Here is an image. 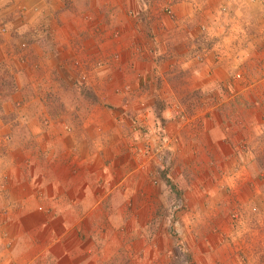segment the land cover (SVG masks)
<instances>
[{
  "label": "crops",
  "instance_id": "obj_1",
  "mask_svg": "<svg viewBox=\"0 0 264 264\" xmlns=\"http://www.w3.org/2000/svg\"><path fill=\"white\" fill-rule=\"evenodd\" d=\"M13 1L8 5H25V10L57 5L53 32L32 37L34 57L41 65L51 59L48 68L63 69L67 84L75 86L77 80L97 99L87 101L86 112L80 104L72 108L70 100L67 109L55 111L37 98L22 100L18 126H4L12 140L0 153V264H111L122 244L118 224L141 216V200H156L146 176L155 158L147 157L150 165L140 168V142L153 148L161 133L165 140L159 150L179 155V169L186 167L183 155L199 149L226 158L225 171L234 166L222 142L231 137L228 131L212 124L202 133V113H178L172 106H180L182 99L169 91H216L236 84L227 79L231 69L239 62H246V69L264 48V0H176L170 5L125 0L111 23L105 17L108 0H82V22L70 12L79 9L81 0ZM19 40L14 39L16 46ZM5 61L19 86L22 61L14 67L12 60ZM17 98L19 93L0 101L3 113ZM181 115L189 122L185 127ZM203 117L215 121L218 115ZM237 175L231 177L234 184ZM125 201L132 202V211ZM135 226L129 229L132 235ZM248 234L251 246L264 230Z\"/></svg>",
  "mask_w": 264,
  "mask_h": 264
},
{
  "label": "rangeland",
  "instance_id": "obj_2",
  "mask_svg": "<svg viewBox=\"0 0 264 264\" xmlns=\"http://www.w3.org/2000/svg\"><path fill=\"white\" fill-rule=\"evenodd\" d=\"M94 1L86 0V3L93 4ZM174 1L139 0L138 5H170ZM9 2L14 3L13 0H0V79L3 81L0 82V101L12 98L15 93H19L21 98L9 100L11 109L6 113H3L0 102V118L4 122L0 124L3 131H0V153L5 152L12 140L4 126L9 124L12 129L18 126L16 115L19 110L22 114V100L37 98L47 105L48 111L67 109L65 101L70 100L72 108L77 110L80 104L81 112H86L87 101L93 104L97 99L89 86H83L87 94L86 89L91 93L85 97L75 89L77 80L75 86L67 84L63 69L57 70L55 65L53 69L48 68L54 63L51 59L41 65L34 57L36 52L27 45L23 47L25 37L32 39L37 33L49 35L53 32V23L58 17L57 5H31L32 9L25 10V5H8ZM82 2L79 9L70 11L75 21L83 20ZM123 2L125 0H108L107 22H116L120 17L117 13L119 4ZM126 3L134 5L136 1L126 0ZM14 39L19 40L17 46ZM6 41H12L15 48H10L8 42L4 43ZM46 46L51 45L47 43ZM257 52L258 56L252 58L246 69H243L246 62H239L231 69L227 79L236 83L232 87L216 91H169L182 99L183 105L172 106L178 113H202L199 119L201 126L203 124L202 133L212 124L228 131L231 137H224L222 142L230 151L229 159L236 162L232 169L225 171L223 163L226 158L221 154L202 153L199 149L196 153L183 155L186 167L179 169V155H172L163 148L159 150L158 146L165 140L161 133L153 142V148L140 142L141 148L137 151L140 168L154 163L146 176L155 189V193H151L156 200H141L138 203L141 216L132 220L123 218L118 224V231H122V244L116 250V256H112L111 264H249L250 261L253 262L251 264H264V235L251 245L253 247L248 244L250 230H264V48L261 46ZM7 53L11 54L10 58L5 56ZM17 53L26 58L21 59ZM2 57L12 60V67L22 61L19 86L13 82V73L8 68L10 63ZM31 65L34 67L27 68ZM237 71L239 78L235 77ZM174 79L181 81L178 75ZM157 108L164 107L157 105ZM12 114L15 116L13 119ZM207 114L218 115V118L205 121L203 116ZM182 115L181 126L185 127L189 122L187 124L186 117ZM188 119L193 122V118ZM156 127L163 129L164 125L157 122ZM152 156L155 161L149 164L148 158ZM170 169L174 174L168 173ZM235 172L238 174L237 185L231 181ZM146 192L142 194L144 198ZM131 203L125 201L127 211H132ZM101 221L107 224L106 220ZM134 225L138 230L132 235L129 229Z\"/></svg>",
  "mask_w": 264,
  "mask_h": 264
},
{
  "label": "trees",
  "instance_id": "obj_3",
  "mask_svg": "<svg viewBox=\"0 0 264 264\" xmlns=\"http://www.w3.org/2000/svg\"><path fill=\"white\" fill-rule=\"evenodd\" d=\"M25 38H26L25 41L23 40V42H22L23 43V47H25L27 45V47L31 51H34V46L31 43L33 40L31 39V37H25ZM83 86L84 85H81V84L78 83L77 86H75V89H77L82 96L88 97V95H90L91 93L88 91L89 89H86L87 92H88V94H87L84 91L85 89L83 88ZM94 100H96V98ZM158 106L164 107V104L163 103H160V104H158ZM158 109L162 110L163 108L162 109L161 108H158Z\"/></svg>",
  "mask_w": 264,
  "mask_h": 264
},
{
  "label": "built area",
  "instance_id": "obj_4",
  "mask_svg": "<svg viewBox=\"0 0 264 264\" xmlns=\"http://www.w3.org/2000/svg\"><path fill=\"white\" fill-rule=\"evenodd\" d=\"M239 76H240V73H239V71H237V72L235 73V77L239 78Z\"/></svg>",
  "mask_w": 264,
  "mask_h": 264
}]
</instances>
